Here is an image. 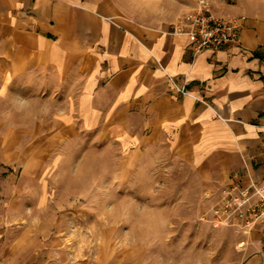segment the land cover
<instances>
[{"label": "crops", "instance_id": "1", "mask_svg": "<svg viewBox=\"0 0 264 264\" xmlns=\"http://www.w3.org/2000/svg\"><path fill=\"white\" fill-rule=\"evenodd\" d=\"M195 8L189 0H0V86L31 83L64 98L55 129L92 132L90 145L113 146L130 170L162 154L224 191L262 180L264 0L225 12L245 19L238 42L217 51L194 53L172 32ZM16 221L0 229L1 264H120L74 257L53 221ZM257 250L249 262L263 257Z\"/></svg>", "mask_w": 264, "mask_h": 264}, {"label": "rangeland", "instance_id": "2", "mask_svg": "<svg viewBox=\"0 0 264 264\" xmlns=\"http://www.w3.org/2000/svg\"><path fill=\"white\" fill-rule=\"evenodd\" d=\"M189 1L222 16L244 2ZM64 107V98L31 83L0 86L1 230L21 217L53 221L52 234L89 263L115 257L120 264H264L256 228L214 221L224 190L162 154L130 170L113 146L90 145L92 132L71 137L56 130ZM258 247L263 257L249 262Z\"/></svg>", "mask_w": 264, "mask_h": 264}, {"label": "built area", "instance_id": "3", "mask_svg": "<svg viewBox=\"0 0 264 264\" xmlns=\"http://www.w3.org/2000/svg\"><path fill=\"white\" fill-rule=\"evenodd\" d=\"M242 21L233 16H215L199 6L173 25L172 32L186 35L194 53L217 51L238 42ZM211 214L224 226L256 228L264 243V179L228 185Z\"/></svg>", "mask_w": 264, "mask_h": 264}]
</instances>
